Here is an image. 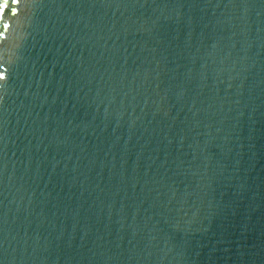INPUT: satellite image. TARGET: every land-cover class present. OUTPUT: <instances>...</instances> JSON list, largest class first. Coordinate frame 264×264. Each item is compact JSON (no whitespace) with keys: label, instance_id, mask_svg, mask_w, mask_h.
Wrapping results in <instances>:
<instances>
[{"label":"water","instance_id":"water-1","mask_svg":"<svg viewBox=\"0 0 264 264\" xmlns=\"http://www.w3.org/2000/svg\"><path fill=\"white\" fill-rule=\"evenodd\" d=\"M0 17V264H264V0Z\"/></svg>","mask_w":264,"mask_h":264},{"label":"snow or ice","instance_id":"snow-or-ice-1","mask_svg":"<svg viewBox=\"0 0 264 264\" xmlns=\"http://www.w3.org/2000/svg\"><path fill=\"white\" fill-rule=\"evenodd\" d=\"M12 2L13 3H19V0H12ZM8 7V5L7 4H5L4 5V8L6 9ZM16 14V12L15 11H13V15H15ZM0 18H2V17H0ZM7 27H9V25L8 24H4V28H7Z\"/></svg>","mask_w":264,"mask_h":264}]
</instances>
